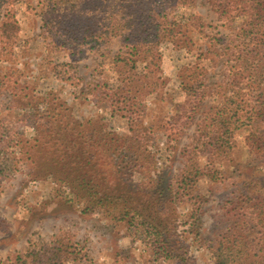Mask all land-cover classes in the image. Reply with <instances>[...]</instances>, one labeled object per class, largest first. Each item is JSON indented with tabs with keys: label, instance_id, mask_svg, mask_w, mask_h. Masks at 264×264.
<instances>
[{
	"label": "trees",
	"instance_id": "trees-1",
	"mask_svg": "<svg viewBox=\"0 0 264 264\" xmlns=\"http://www.w3.org/2000/svg\"><path fill=\"white\" fill-rule=\"evenodd\" d=\"M18 1L0 0L1 57H12L19 39L15 12ZM195 2H42V33L49 47L54 51H67L71 62L114 36L122 35L125 49L113 58L116 78L112 82L93 81L92 91L94 100L106 104L111 115L126 117L131 124L127 135L109 130L101 121H97L99 125H67L63 128L53 125L59 143L54 140L55 152L46 156L50 170L85 199V214L109 213L132 226H140L153 254L177 258L184 263L188 262L187 247L179 239L176 228L170 226L171 213L163 214L164 209L167 206L172 211L174 204L182 202L201 209L204 197L198 191V182L205 176L221 175L215 163L232 160L238 130H248L249 152L263 156L264 177V0H207L218 20L223 21L221 25L235 30L231 40L222 36L219 52L211 50L214 62L220 59L229 65L230 79H216L213 86L207 88L205 80L209 69L198 64L178 68L182 90L173 116L175 125H169L168 130L182 135L194 119L199 121L189 148L183 152L181 169L166 182L167 194L159 176L160 169L154 162L155 154L148 147L154 142L155 132L135 121L145 112L146 99L155 96L163 82L159 74L160 44L170 41L176 48L183 46L191 50L195 44L193 31L206 34L207 24L201 14L192 12L184 18L177 14L179 7L193 6ZM0 86L11 93L18 107L28 109L27 120L38 131L39 120L52 111L46 105H37L31 84L20 81L18 73L10 69L0 73ZM215 93L221 98L206 105L205 101ZM24 140L17 132L10 134L0 125V192L14 167L15 148L23 147ZM202 157L207 163H201ZM135 173L151 177L154 174L152 178L155 179L136 182ZM252 194L243 193V201L249 203L248 208H262L263 205V210L255 211L256 214L249 212L244 224L249 225L248 220L255 221L250 225L253 231L249 229L253 235L259 220L263 222V231L258 230L261 234L256 242L251 235L240 234L241 239L236 242L225 237L213 251L214 264H264V194L263 197ZM65 258L62 245L55 244L48 250L28 251L10 259V264H62ZM0 264L3 263L0 261Z\"/></svg>",
	"mask_w": 264,
	"mask_h": 264
},
{
	"label": "rangeland",
	"instance_id": "rangeland-1",
	"mask_svg": "<svg viewBox=\"0 0 264 264\" xmlns=\"http://www.w3.org/2000/svg\"><path fill=\"white\" fill-rule=\"evenodd\" d=\"M42 2L19 0L15 4L19 39L12 57L0 56V73L15 70L20 81L31 84L37 105H46L52 111L39 120L37 124L41 126L37 131L27 120L28 109L18 107L11 93L0 86V125L10 134L15 131L25 139L23 147L15 148L14 167L0 192V261L10 264V259L28 251L48 250L61 244L66 255L62 264H214L213 251L225 237L236 242L241 239L240 234L251 235L256 242L261 234L258 230L263 231V222L257 220L252 235L249 229L255 221L248 220L249 225L244 221L249 212L263 210V205L248 208L249 203L243 201L242 194L250 192L263 197V156L249 152L248 130L244 128L236 133L232 160L215 163L221 175L199 180L197 188L204 197L201 209L186 202L174 204L172 211L167 206L164 209L163 214L171 213L170 226L176 228L179 239L187 247L188 262L153 254L140 226H132L109 213L83 212L85 199L74 193L67 182L56 178L48 166L46 158L55 152L53 141L59 143L53 125L63 128L99 125L97 121H101L119 135L130 132V120L111 115L106 104L94 100L92 91L93 81H114L117 73L113 58L125 49V44L122 35H117L71 62L68 52L52 50L42 33ZM192 12L203 16L206 34L193 31L195 44L191 50L183 46L176 48L170 41L160 44L159 74L163 82L155 96L146 99L145 112L135 120L155 132L154 142L148 147L155 154L154 162L160 169L166 194L169 191L166 182L181 169L183 152L189 148L199 121L194 119L182 135L168 130L169 125H175L173 116L182 90L178 68L198 64L209 69L205 80L207 88H211L216 79H230L229 65L220 59L214 62L211 50L219 52L220 39L231 40L234 28L221 25L223 21L218 20L207 0H196L193 6L177 9L180 18ZM204 47H207L205 51ZM220 98L221 95L215 93L205 104ZM201 163H207L204 157ZM152 177L135 173L134 180L155 179Z\"/></svg>",
	"mask_w": 264,
	"mask_h": 264
}]
</instances>
